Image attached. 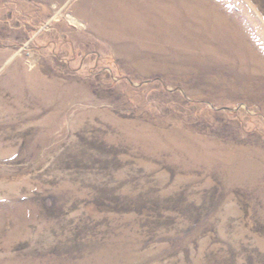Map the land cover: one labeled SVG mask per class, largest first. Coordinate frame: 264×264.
I'll use <instances>...</instances> for the list:
<instances>
[{"label": "rangeland", "instance_id": "1", "mask_svg": "<svg viewBox=\"0 0 264 264\" xmlns=\"http://www.w3.org/2000/svg\"><path fill=\"white\" fill-rule=\"evenodd\" d=\"M0 264H264V0H0Z\"/></svg>", "mask_w": 264, "mask_h": 264}]
</instances>
